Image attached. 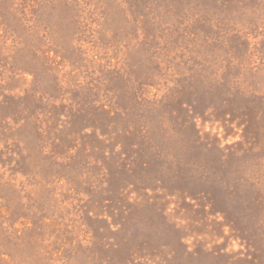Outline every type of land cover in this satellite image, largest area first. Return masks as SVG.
I'll list each match as a JSON object with an SVG mask.
<instances>
[{"label": "rangeland", "instance_id": "374dc122", "mask_svg": "<svg viewBox=\"0 0 264 264\" xmlns=\"http://www.w3.org/2000/svg\"><path fill=\"white\" fill-rule=\"evenodd\" d=\"M0 264H264V0H0Z\"/></svg>", "mask_w": 264, "mask_h": 264}]
</instances>
